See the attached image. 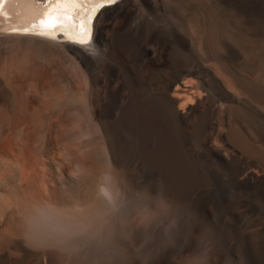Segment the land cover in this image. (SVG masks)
<instances>
[{
  "label": "bare ground",
  "instance_id": "obj_1",
  "mask_svg": "<svg viewBox=\"0 0 264 264\" xmlns=\"http://www.w3.org/2000/svg\"><path fill=\"white\" fill-rule=\"evenodd\" d=\"M5 8L12 19L0 36L18 43L0 63L9 125L25 109L52 105L40 134L93 148L101 133L130 182L153 190L162 182L188 207L201 242L211 241L207 264H264V0H119L102 9L87 49L12 33L27 9ZM53 44L60 56L47 50ZM28 49L37 55L20 66L13 57ZM35 66L40 78L30 74ZM64 92L80 98L71 127L65 104L54 103ZM134 145L154 167L132 157ZM0 264L54 261L27 247L4 213Z\"/></svg>",
  "mask_w": 264,
  "mask_h": 264
},
{
  "label": "clouds",
  "instance_id": "obj_2",
  "mask_svg": "<svg viewBox=\"0 0 264 264\" xmlns=\"http://www.w3.org/2000/svg\"><path fill=\"white\" fill-rule=\"evenodd\" d=\"M79 100L64 92L54 101L65 104L69 127ZM50 107L25 109L11 125L0 109V215L25 245L54 264H207L211 241L201 242L188 207L162 182L153 190L128 181L86 141L45 139Z\"/></svg>",
  "mask_w": 264,
  "mask_h": 264
},
{
  "label": "snow or ice",
  "instance_id": "obj_3",
  "mask_svg": "<svg viewBox=\"0 0 264 264\" xmlns=\"http://www.w3.org/2000/svg\"><path fill=\"white\" fill-rule=\"evenodd\" d=\"M119 0H0V28L12 19L5 5L27 9V15L17 13L22 23L14 24L12 33L33 34L41 39L67 43L87 49L92 46L94 21L106 6ZM47 9V10H45ZM71 9V10H70Z\"/></svg>",
  "mask_w": 264,
  "mask_h": 264
},
{
  "label": "rangeland",
  "instance_id": "obj_4",
  "mask_svg": "<svg viewBox=\"0 0 264 264\" xmlns=\"http://www.w3.org/2000/svg\"><path fill=\"white\" fill-rule=\"evenodd\" d=\"M121 1V0H120ZM117 5V4H116ZM116 5H113V6H111V7H108V8H113L114 6H116ZM107 8V7H106ZM0 35H5V34H3V33H1ZM18 47V43H17V41L14 39V38H12V37H6V36H0V63L2 64V63H5L6 61H7V58L10 56V54H11V52L13 51V50H15V48H17ZM36 49H28L26 52H24V53H19V54H16L14 57H13V59L15 60V62H17L20 66H24L25 65V63H26V60L28 59V56H29V54H33V55H37V50L35 51ZM47 50H50V52L51 53H53V54H56L57 56H60L61 55V52H60V48H59V45H57V44H53V45H50V48L49 49H47ZM47 52H49V51H47ZM25 57V58H24ZM39 67L38 66H35L33 69H31V71H30V74L32 75V76H34V77H37V78H40L41 76H42V72H41V70L40 69H38ZM3 92V91H2ZM0 94H1V89H0ZM5 94V93H4ZM2 96H3V94H1ZM4 97V96H3ZM7 102V101H6ZM6 102H4V100H3V102H2V104H0V109H3L4 111L6 110L7 111V109H9V107H8V103H7V105L5 104L4 105V103H6ZM95 142H94V146H93V150L95 151V152H97V153H99L100 155H102V157H103V159L105 160V161H107L108 160V158H110V157H108V155H109V153H108V151H106L105 150V141H104V139L102 138V134L101 133H99L98 132V134H97V131H95ZM126 135H121L120 136V138L119 139H121L122 137V139L121 140H119V145L121 146L120 148H121V151H122V153H123V155L124 156H126V160H128L129 158H131V155H129L128 153L129 152H126L125 153V151H128V148L130 147L129 145L131 144V141H130V139L126 136ZM124 139V140H123ZM126 140V141H125ZM127 142V143H126ZM125 143V144H124ZM124 144V145H123ZM129 146V147H128ZM135 146V145H134ZM124 147L126 148V150L124 149ZM128 147V148H127ZM124 150V151H123ZM133 151L135 152L134 154H133V156L132 157H136V159L135 160H139L138 162H140V163H145L148 167H154L155 166V160L151 157V156H148V159H147V156L145 157L144 155H143V159H145V161L144 160H141L142 158L140 157L141 155H142V153H139V151L140 150H138L137 149V147L135 146V147H133ZM108 153V154H107ZM127 154H128V156H127ZM128 157V158H127ZM140 158V159H139ZM132 159V158H131ZM111 160V159H110ZM154 160V161H153ZM111 162L113 163V164H115L116 165V167L118 168V169H120L121 170V172H122V174L126 177V172H125V168L124 167H122V166H120V165H118V164H116V163H114L112 160H111ZM151 178V177H150ZM149 178V179H150ZM128 180V179H127ZM129 181V180H128Z\"/></svg>",
  "mask_w": 264,
  "mask_h": 264
}]
</instances>
